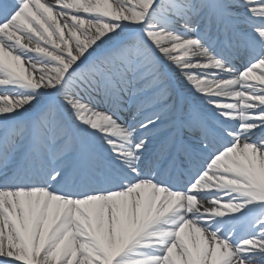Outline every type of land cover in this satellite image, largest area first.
<instances>
[{"label": "snow or ice", "instance_id": "6c2138e0", "mask_svg": "<svg viewBox=\"0 0 264 264\" xmlns=\"http://www.w3.org/2000/svg\"><path fill=\"white\" fill-rule=\"evenodd\" d=\"M0 264H264V0H0Z\"/></svg>", "mask_w": 264, "mask_h": 264}]
</instances>
